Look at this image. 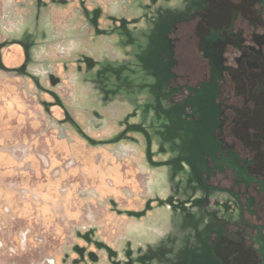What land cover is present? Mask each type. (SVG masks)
Wrapping results in <instances>:
<instances>
[{
    "label": "rangeland",
    "instance_id": "1",
    "mask_svg": "<svg viewBox=\"0 0 264 264\" xmlns=\"http://www.w3.org/2000/svg\"><path fill=\"white\" fill-rule=\"evenodd\" d=\"M180 1L0 0V264L202 252L206 222L190 219L206 190L181 163L193 125L157 98V27Z\"/></svg>",
    "mask_w": 264,
    "mask_h": 264
},
{
    "label": "flooded vegetation",
    "instance_id": "2",
    "mask_svg": "<svg viewBox=\"0 0 264 264\" xmlns=\"http://www.w3.org/2000/svg\"><path fill=\"white\" fill-rule=\"evenodd\" d=\"M171 7L177 10L157 27L158 106L164 115H172L169 106L183 111L193 125L185 131L189 163H181L206 190L192 199L190 220L206 222L208 239L202 252L186 249L179 253L189 258L173 264H264V0H181ZM221 162L209 176L200 169ZM231 223L239 230L229 231Z\"/></svg>",
    "mask_w": 264,
    "mask_h": 264
}]
</instances>
